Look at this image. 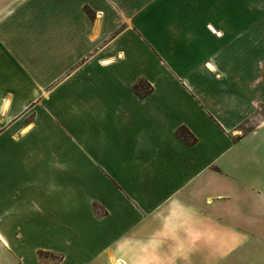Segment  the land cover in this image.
<instances>
[{
  "label": "crops",
  "instance_id": "0c3cea01",
  "mask_svg": "<svg viewBox=\"0 0 264 264\" xmlns=\"http://www.w3.org/2000/svg\"><path fill=\"white\" fill-rule=\"evenodd\" d=\"M261 108L264 0H0V264H239Z\"/></svg>",
  "mask_w": 264,
  "mask_h": 264
},
{
  "label": "rangeland",
  "instance_id": "374dc122",
  "mask_svg": "<svg viewBox=\"0 0 264 264\" xmlns=\"http://www.w3.org/2000/svg\"><path fill=\"white\" fill-rule=\"evenodd\" d=\"M258 114H260L263 117L264 116V108L259 109ZM30 152H31V156H32L37 151H35V149H32V150H30ZM32 164H34V163H32ZM85 197H86V195L81 194L78 197V200H80V202H81L82 200H84ZM72 198H73L72 195L71 196H66V198H65V204L66 205L70 204L72 202ZM74 198H75L74 199V202H77V197L74 196ZM81 204H82V202H81ZM85 215H84V217H85ZM84 217L81 216V219H84ZM35 244L37 245V241L32 240L31 247L33 248L35 246ZM33 253L34 252H31V256L32 257H27L26 260L28 262H30V264H38L37 263L38 261H36L37 259L33 255ZM239 264H264V248H263V246L262 245L261 246L260 245L259 246H256L253 249V252L251 253V256L248 257V258L241 259L240 262H239Z\"/></svg>",
  "mask_w": 264,
  "mask_h": 264
},
{
  "label": "trees",
  "instance_id": "16d2710c",
  "mask_svg": "<svg viewBox=\"0 0 264 264\" xmlns=\"http://www.w3.org/2000/svg\"><path fill=\"white\" fill-rule=\"evenodd\" d=\"M135 90L140 94L143 95L148 92V87L144 85V83H137L135 84ZM179 135H181L187 142L194 141V137L186 129H180L178 131Z\"/></svg>",
  "mask_w": 264,
  "mask_h": 264
}]
</instances>
